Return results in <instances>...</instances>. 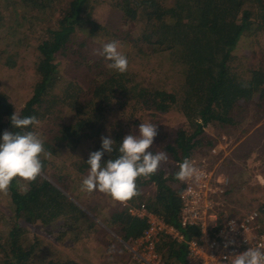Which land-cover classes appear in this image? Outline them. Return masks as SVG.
<instances>
[{
	"label": "trees",
	"instance_id": "obj_1",
	"mask_svg": "<svg viewBox=\"0 0 264 264\" xmlns=\"http://www.w3.org/2000/svg\"><path fill=\"white\" fill-rule=\"evenodd\" d=\"M116 1L123 8L118 33L92 19L98 0H0V25L6 35L20 28L22 33L39 31L34 46L37 59L33 63L38 80L32 95L16 109L0 89V136L5 131H31L42 139L45 152L50 153L41 154L42 173L28 184L27 192L22 190L25 182L16 178L4 193L10 213L3 217L0 228V264H80L61 251L44 255L43 240L36 230L47 235L53 233L57 240H66V236L74 234L73 242L81 235L84 238L92 233L94 236L104 233L94 216L87 213V207L82 204L84 200L68 196L71 185L79 183L71 174L61 175L62 166L55 165L53 156L64 151L76 155L88 147L86 157L77 162L78 172L86 173L89 154L100 150L101 137L108 136L115 142L114 150L106 153L101 163L118 158L119 144L125 135L118 121L108 119L116 102L132 100L134 105L130 111L137 105L155 113L175 107L192 127L191 133L180 128L165 141L163 150L171 160L170 169L159 167L149 178H137L139 195L123 201L133 204L143 200L149 210L177 227L186 239L195 236L197 231L193 226L181 227L179 223L182 184L175 179L179 164L186 157L196 152L204 155L208 148L215 146V139L204 133L206 125L223 127L227 137H239L264 115V64L251 69L248 77L241 76L232 64L239 40L264 31V0ZM128 23L129 28L123 25ZM78 33L84 35L83 40H77ZM106 36L109 42L128 44L133 52L124 54L128 59L124 73L108 69V62L103 58L99 66L106 75L99 77L89 72L94 62L87 60L91 51L84 48L87 44L102 48L108 43L101 41ZM17 53L5 56L0 53V68L15 67ZM161 54L169 58L177 78L182 79L176 88L171 87L170 78L159 63ZM69 56H75L72 62L77 67L74 71L78 77L73 80L68 76L63 78L60 73L61 58L66 60ZM135 57L145 60L141 68H131ZM79 78H83L80 83ZM255 98L258 114H253L250 122L236 134L238 124L249 116V110L255 109L247 106ZM65 106L74 116L72 122H64ZM14 112L21 118L34 116L40 123L28 129H14L10 122ZM263 129L264 125L255 128L252 136L240 142L238 150L251 154L253 151L242 146L256 139ZM262 145V140L255 144ZM150 184L155 190L144 194L143 188ZM257 210L261 220L264 202ZM113 220L109 225L118 228L121 240L138 235L145 227L143 220L130 216L124 207L114 213ZM111 247L114 246H107L108 251ZM159 249L167 264H185V242L165 236ZM118 252L121 257V251Z\"/></svg>",
	"mask_w": 264,
	"mask_h": 264
},
{
	"label": "rangeland",
	"instance_id": "obj_2",
	"mask_svg": "<svg viewBox=\"0 0 264 264\" xmlns=\"http://www.w3.org/2000/svg\"><path fill=\"white\" fill-rule=\"evenodd\" d=\"M116 3V0H98L94 5L91 17L102 26L108 27L109 31L118 33L117 25L121 24L120 20L123 17V8L121 9ZM123 25L127 28L130 26L129 23ZM22 29L20 28V31H16L14 34L6 35L4 27H0V51L3 49L0 53H4L3 56H5L8 53L18 51L17 56H19L15 67L9 69L5 67L0 68V89L9 96L10 102L16 109H20L32 95L33 85L38 80L33 63L37 59L34 46L36 45V36L39 31L22 33ZM83 39L84 35L78 33L77 40ZM101 41L109 42L110 40L106 36L102 37ZM28 43L29 45H27ZM90 46L92 44H87L84 48L91 51L87 60L94 62V66L91 70L89 69V72L99 77L105 76L106 73L99 66L101 61H103V57L94 54L101 47L99 45ZM119 51L125 54L132 50L128 44H124L120 45ZM234 54L233 66L237 68L236 70L241 76L248 77L251 69L256 68L259 64H264V31L261 33L256 31L253 35L241 38L234 50ZM73 58L75 56L66 57V60L61 58L60 60V73L65 79L68 76L73 80L77 76V71H74L77 67L73 65ZM158 59L159 63L163 64L170 78L169 83L171 87L176 88L181 85L182 79L177 78L175 68L170 66L169 58L161 54V57ZM144 63L145 60L143 58L135 57L131 61V68H141ZM81 80L83 81V78H79V83ZM255 100L256 98L247 103L249 109L255 108ZM132 102V100H128L125 103L124 101L116 102L112 107L113 111L109 114L110 117L108 119L110 122H113V119L118 121L120 129L125 136L129 134L138 135V128L141 123L156 125L158 134L154 138L152 147L149 149L154 154L164 152L165 141L175 136L178 129L183 128L188 133H191L192 127H189L185 116L175 107L166 112L155 113L151 109L142 110L140 105H137L130 111V108L134 105ZM64 111V122H72L74 118L72 112L66 109V106ZM248 114L249 116L244 118L243 123L238 124V128L234 130L236 134L240 133L241 129L250 122L252 115L258 114V111L255 108L249 110ZM262 125H264V115L256 125L250 126L246 134L239 137H227L225 135L226 130L223 127L212 128L210 125L204 127V133L215 139L216 143L215 146L208 148L204 155L200 156L197 152L194 154L198 156L197 163L204 164L209 169H215V176L221 181L224 182L227 179V185H225L223 193L219 191L211 193L213 199L218 203L215 206V210L219 206L222 210L228 211L232 215H240L260 208L261 203L264 202V146H255L257 141H264V129L258 132L256 139L253 138L246 141V144L242 146L244 150L253 151L251 154L248 155L242 150H238L240 142L244 138L252 136L254 129ZM218 126L222 125L218 124ZM88 150L89 148L87 147L76 155L72 152L67 153L64 151L59 156L54 155L53 158L55 165L62 166V176L67 175L69 177L71 174L75 181L79 183L78 186L76 184L71 185L69 192H67L68 196H78L84 200L82 204L85 208L87 207V213L94 216L99 223V227L102 230L104 229V233H99L98 236H94L92 233V236L84 238L81 235L77 241L73 242L75 240L74 234L66 236V240H57L52 236L53 233L47 235L40 230H36L39 237L43 240L41 243L43 246L42 252L44 255L49 256L52 253L54 255L56 251H61L80 264H135L130 261V254L121 243L122 238L120 237L118 228L115 225L113 227L109 225V222L112 223L114 221V213L124 207L123 201H114L99 191L91 192V194L85 191L82 192L81 190L82 181L87 177V172L89 171L86 173L78 172L77 162L82 161L86 157L85 155ZM170 162L171 160L168 158L166 162L161 163L160 167L168 171L170 169ZM66 170L67 172L69 170V175L66 174ZM214 177L213 181L215 182ZM154 190L155 186L150 184L148 187L143 188V193L150 194ZM4 196L5 194L0 192V228H2L3 217L10 213V208L7 206L8 200ZM258 221L260 225L259 232L264 233V217L261 216V220ZM32 229L35 228H31L30 230ZM107 246L114 247H111L108 251ZM118 250L121 251V257Z\"/></svg>",
	"mask_w": 264,
	"mask_h": 264
},
{
	"label": "clouds",
	"instance_id": "obj_3",
	"mask_svg": "<svg viewBox=\"0 0 264 264\" xmlns=\"http://www.w3.org/2000/svg\"><path fill=\"white\" fill-rule=\"evenodd\" d=\"M119 42L111 41L94 52L107 61V68L118 73L128 69L127 57L119 51ZM14 129H28L40 122L34 116L21 118L18 113L10 117ZM157 126L141 123L138 135L129 134L119 144V156L101 163L102 157L114 150L115 142L108 136L101 137L100 150L89 154L86 160L89 172L82 181L81 190L87 193L99 191L114 201H127L139 195L136 180L139 177L149 178L154 175L162 162L168 159L166 152L153 153L149 149L157 136ZM46 153L43 141L35 133H11L5 131L0 136V192L7 193L13 179L18 178L25 183L22 190L28 191V184L41 175L43 164L41 154ZM203 177L189 159L179 164L175 179L181 182H199ZM264 246L248 247L238 254L223 257L224 264H264Z\"/></svg>",
	"mask_w": 264,
	"mask_h": 264
},
{
	"label": "built area",
	"instance_id": "obj_4",
	"mask_svg": "<svg viewBox=\"0 0 264 264\" xmlns=\"http://www.w3.org/2000/svg\"><path fill=\"white\" fill-rule=\"evenodd\" d=\"M196 155L186 157L203 173L199 182H181L179 198L181 227L193 226L197 234L187 238L177 227L147 208L145 202L124 203L126 212L133 218L141 219L145 227L136 236L121 240L129 252L130 261L135 264H167L159 249L163 237L176 242H185V264H224L223 257L238 254L248 247L264 246V233L259 232V212L250 210L232 215L222 210L213 199V191H224L223 182L215 176V169L197 163ZM184 159V160H185ZM215 176V177H214ZM213 177L215 182L213 181ZM264 250V248H262Z\"/></svg>",
	"mask_w": 264,
	"mask_h": 264
},
{
	"label": "crops",
	"instance_id": "obj_5",
	"mask_svg": "<svg viewBox=\"0 0 264 264\" xmlns=\"http://www.w3.org/2000/svg\"><path fill=\"white\" fill-rule=\"evenodd\" d=\"M181 182V181H180ZM151 211V210H150Z\"/></svg>",
	"mask_w": 264,
	"mask_h": 264
}]
</instances>
